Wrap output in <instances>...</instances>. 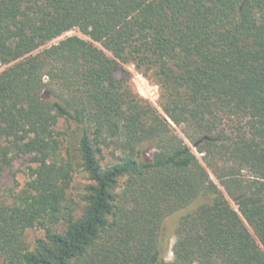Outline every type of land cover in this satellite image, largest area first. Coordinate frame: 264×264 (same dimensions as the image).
<instances>
[{
  "label": "trees",
  "instance_id": "16d2710c",
  "mask_svg": "<svg viewBox=\"0 0 264 264\" xmlns=\"http://www.w3.org/2000/svg\"><path fill=\"white\" fill-rule=\"evenodd\" d=\"M24 157L5 264H264V0H0V185Z\"/></svg>",
  "mask_w": 264,
  "mask_h": 264
},
{
  "label": "rangeland",
  "instance_id": "374dc122",
  "mask_svg": "<svg viewBox=\"0 0 264 264\" xmlns=\"http://www.w3.org/2000/svg\"><path fill=\"white\" fill-rule=\"evenodd\" d=\"M82 36L78 31H73L68 33L66 36ZM121 71L118 74L120 78H126L130 80L133 84L136 92L140 97L149 101L156 108H159L160 100V88L155 83L152 78L146 77L135 65H123L121 64ZM180 133V129H177ZM197 156L202 159L203 155L198 153L195 150ZM30 167L32 164L30 162V157H24L15 161L14 165L8 169L5 174L2 176V182L0 185V201L1 202H10L12 195L19 193L28 182V176L30 173ZM212 178L215 180L214 176ZM90 182L87 179V175L81 172H78L75 176L72 189L69 192L71 198L79 200L80 195L84 192L85 186ZM180 215L174 216L171 219H168L165 222L164 229L167 231L170 236L169 245L167 252L164 256L165 260L171 262L174 260L173 246L176 242V229L179 224ZM59 230H64L65 226L60 225ZM45 233L43 230L35 228L30 229L26 233V237L29 243L34 244L37 239L44 238ZM0 264H5L3 260H0Z\"/></svg>",
  "mask_w": 264,
  "mask_h": 264
},
{
  "label": "water",
  "instance_id": "95a60500",
  "mask_svg": "<svg viewBox=\"0 0 264 264\" xmlns=\"http://www.w3.org/2000/svg\"><path fill=\"white\" fill-rule=\"evenodd\" d=\"M209 139V137H205V139L204 140H208ZM202 141H200L199 143H197L196 145H195V147H197L198 146V144H200Z\"/></svg>",
  "mask_w": 264,
  "mask_h": 264
}]
</instances>
